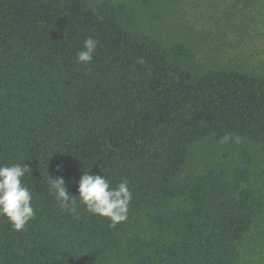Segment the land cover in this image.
I'll list each match as a JSON object with an SVG mask.
<instances>
[{
    "label": "trees",
    "instance_id": "1",
    "mask_svg": "<svg viewBox=\"0 0 264 264\" xmlns=\"http://www.w3.org/2000/svg\"><path fill=\"white\" fill-rule=\"evenodd\" d=\"M244 44L263 50L264 0H0V163L29 165L35 210L22 231L0 217V264H264V67ZM89 169L129 181L125 222L60 208L48 174L78 195Z\"/></svg>",
    "mask_w": 264,
    "mask_h": 264
},
{
    "label": "clouds",
    "instance_id": "2",
    "mask_svg": "<svg viewBox=\"0 0 264 264\" xmlns=\"http://www.w3.org/2000/svg\"><path fill=\"white\" fill-rule=\"evenodd\" d=\"M98 43L97 39L86 37L82 50L77 53V62L90 64ZM21 161L0 163V217L6 218L14 231H22L35 216L32 192L23 182L25 175H30L31 168ZM56 171H60L59 165ZM89 171H85L77 182L78 195L70 194L63 176L50 177L48 174L49 191L54 194L60 208L76 214L78 207L83 206L93 215L108 218L113 227L125 222L133 199L129 181L123 179L113 187L104 175L89 174ZM73 197H78L79 204Z\"/></svg>",
    "mask_w": 264,
    "mask_h": 264
},
{
    "label": "rangeland",
    "instance_id": "3",
    "mask_svg": "<svg viewBox=\"0 0 264 264\" xmlns=\"http://www.w3.org/2000/svg\"><path fill=\"white\" fill-rule=\"evenodd\" d=\"M248 48H251L250 46L244 44L241 48V59L243 62H247V64L251 66H258V67H264V45L263 50L261 48L257 49V51H260L259 54L255 56H251L250 51H248ZM253 48V47H252ZM199 155L198 153L195 154V156L192 158L194 162H199Z\"/></svg>",
    "mask_w": 264,
    "mask_h": 264
}]
</instances>
